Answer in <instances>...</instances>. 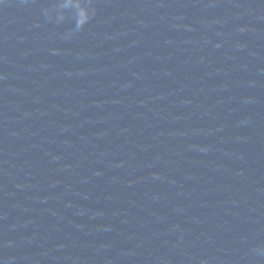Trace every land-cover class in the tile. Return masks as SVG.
I'll return each mask as SVG.
<instances>
[{
  "label": "water",
  "instance_id": "95a60500",
  "mask_svg": "<svg viewBox=\"0 0 264 264\" xmlns=\"http://www.w3.org/2000/svg\"><path fill=\"white\" fill-rule=\"evenodd\" d=\"M0 264H264V0H0Z\"/></svg>",
  "mask_w": 264,
  "mask_h": 264
}]
</instances>
